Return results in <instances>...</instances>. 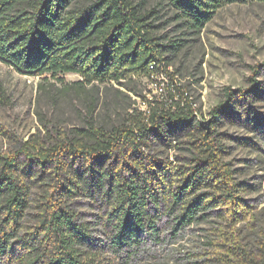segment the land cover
Listing matches in <instances>:
<instances>
[{
  "label": "trees",
  "instance_id": "trees-1",
  "mask_svg": "<svg viewBox=\"0 0 264 264\" xmlns=\"http://www.w3.org/2000/svg\"><path fill=\"white\" fill-rule=\"evenodd\" d=\"M86 1L0 0V61L97 94L81 126L44 125L26 139L0 127L10 144L0 149V264H121L199 222L213 224L209 259L264 264V237L248 251L238 228L255 218L249 195L257 186L227 157L228 142H251L215 128L222 116L264 123V83L255 77L264 63L247 87L224 88L208 127L174 85L148 112L133 107L107 128L94 117L99 85L148 77L188 39L161 33L168 20L150 0ZM164 1L189 35L226 5L264 0ZM64 73L80 79L65 83Z\"/></svg>",
  "mask_w": 264,
  "mask_h": 264
},
{
  "label": "rangeland",
  "instance_id": "rangeland-1",
  "mask_svg": "<svg viewBox=\"0 0 264 264\" xmlns=\"http://www.w3.org/2000/svg\"><path fill=\"white\" fill-rule=\"evenodd\" d=\"M150 4H158L161 20H168L161 29L162 34L188 39L171 59L167 71L173 72V84L193 101L200 120L209 119L210 109L223 100L224 88L247 87L254 66L264 63V1L226 5L199 34L189 35L182 34L180 24L169 18L172 12L164 0H150ZM260 68L255 77L264 83V67ZM62 77L65 83L80 79L75 73H64ZM170 82L162 75L154 79H132L126 86L115 82L100 84L95 120L107 128L122 122L131 108H146L142 104L144 97H161L160 93ZM156 85H161L162 91L156 90ZM92 93L96 94L88 87L61 86L48 76L19 73L0 61V127L26 139L44 125L49 129L63 130L81 126ZM259 106L264 110V93ZM219 119L215 126L217 131L251 142L249 145L228 142L227 157L237 168L241 180L257 186V190L249 195L251 204L255 205V218L238 226L245 247L253 252L264 237V123L255 129L237 117L222 116ZM9 146L0 135V149ZM158 149L165 155H172L175 151L172 148ZM212 227V223L199 222L187 227L178 237L164 235L162 242L147 243L143 247L144 254L121 264H220L209 259L207 254Z\"/></svg>",
  "mask_w": 264,
  "mask_h": 264
},
{
  "label": "built area",
  "instance_id": "built-area-1",
  "mask_svg": "<svg viewBox=\"0 0 264 264\" xmlns=\"http://www.w3.org/2000/svg\"><path fill=\"white\" fill-rule=\"evenodd\" d=\"M155 65V66H154ZM171 64L167 65V66H162L160 65L159 63H156V64H152L150 65V69H155V70H152L150 72V75L148 77H144L146 79H154L158 76H162L164 75L165 77H168L171 82L168 83L167 87H166V90L162 91V87L161 85H156V90H158L159 92L162 91L161 94V97L159 98H164L165 97V94L166 92L171 89L172 86H174L175 84H173V72L172 71H167L168 70V67L170 66ZM156 84H161V83H156ZM155 97H152V98H145L143 99L142 101V104L146 105V108L143 109V111L145 112H148L149 111V104H151V101L154 99ZM133 108L130 109V111H132Z\"/></svg>",
  "mask_w": 264,
  "mask_h": 264
},
{
  "label": "water",
  "instance_id": "water-1",
  "mask_svg": "<svg viewBox=\"0 0 264 264\" xmlns=\"http://www.w3.org/2000/svg\"><path fill=\"white\" fill-rule=\"evenodd\" d=\"M198 118L201 119L198 115ZM210 120L209 119H206V120H201V123L203 125V127H206L208 124H209Z\"/></svg>",
  "mask_w": 264,
  "mask_h": 264
}]
</instances>
